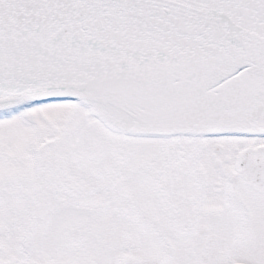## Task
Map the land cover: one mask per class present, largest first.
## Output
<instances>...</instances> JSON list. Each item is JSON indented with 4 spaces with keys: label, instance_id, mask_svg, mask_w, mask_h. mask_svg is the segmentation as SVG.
<instances>
[{
    "label": "snow or ice",
    "instance_id": "1",
    "mask_svg": "<svg viewBox=\"0 0 264 264\" xmlns=\"http://www.w3.org/2000/svg\"><path fill=\"white\" fill-rule=\"evenodd\" d=\"M0 264H264V0H0Z\"/></svg>",
    "mask_w": 264,
    "mask_h": 264
}]
</instances>
